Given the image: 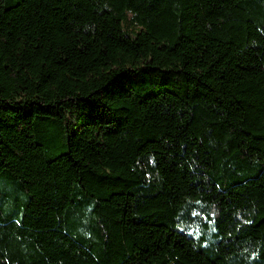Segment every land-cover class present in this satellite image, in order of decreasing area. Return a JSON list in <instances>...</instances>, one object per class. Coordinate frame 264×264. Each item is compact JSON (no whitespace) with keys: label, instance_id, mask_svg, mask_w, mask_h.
Returning a JSON list of instances; mask_svg holds the SVG:
<instances>
[{"label":"trees","instance_id":"obj_1","mask_svg":"<svg viewBox=\"0 0 264 264\" xmlns=\"http://www.w3.org/2000/svg\"><path fill=\"white\" fill-rule=\"evenodd\" d=\"M0 264H264V0H0Z\"/></svg>","mask_w":264,"mask_h":264}]
</instances>
